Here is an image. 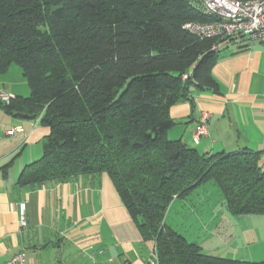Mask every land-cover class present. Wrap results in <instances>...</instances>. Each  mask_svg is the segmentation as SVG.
<instances>
[{
  "label": "trees",
  "instance_id": "16d2710c",
  "mask_svg": "<svg viewBox=\"0 0 264 264\" xmlns=\"http://www.w3.org/2000/svg\"><path fill=\"white\" fill-rule=\"evenodd\" d=\"M216 19L190 0H0V73L17 64L30 88L0 107L50 130L18 184L107 173L157 264H264L205 253L166 221L176 197L209 181L232 213L264 214L262 151L201 153L169 136L172 106L220 93L226 47L186 28Z\"/></svg>",
  "mask_w": 264,
  "mask_h": 264
},
{
  "label": "crops",
  "instance_id": "0c3cea01",
  "mask_svg": "<svg viewBox=\"0 0 264 264\" xmlns=\"http://www.w3.org/2000/svg\"><path fill=\"white\" fill-rule=\"evenodd\" d=\"M232 45L220 52L213 69L220 93L195 91V107L189 101L172 106L170 114L178 123L169 136L201 153L262 151L264 162V43L246 38ZM204 112L210 113L208 133L196 143L194 133ZM15 126H21L23 132L7 134ZM49 132L40 118L29 119L0 108V264L26 252L30 245L37 249L43 241L70 242L76 247L72 264H150L155 242L143 240L107 173L51 180L34 187L18 184L25 166L41 157ZM210 182L189 194L196 192L199 197L203 186L207 194ZM187 196L176 197L172 206L188 210ZM222 200L224 209L228 206ZM210 204L203 197L192 207L199 216H205L204 209ZM22 211L25 227L20 223ZM215 215L213 212V218L219 214ZM166 221L180 232L168 215ZM208 238L204 236V242ZM196 243L205 253H212L201 242Z\"/></svg>",
  "mask_w": 264,
  "mask_h": 264
},
{
  "label": "rangeland",
  "instance_id": "374dc122",
  "mask_svg": "<svg viewBox=\"0 0 264 264\" xmlns=\"http://www.w3.org/2000/svg\"><path fill=\"white\" fill-rule=\"evenodd\" d=\"M234 46L230 45L228 48ZM0 91L9 95L15 93L23 96L29 95L28 81L19 65L13 64L7 72L0 73ZM209 117V112L203 113L196 131L200 125L208 123ZM202 136L204 135H201L200 139ZM211 183L213 182L208 183L209 191L207 194H205L203 186L199 190V197L196 196V192L187 196L188 210L182 209L180 205H171L167 212L169 221L179 227L181 234L186 236L189 242H201L205 246L204 249L212 252L211 254L247 261H264V214L238 215L232 213L228 207L222 209L223 198L220 188L214 183L212 186ZM211 187H215V190L210 189ZM203 197L211 201V204L204 209L207 216H199L198 212L194 210L195 207H192ZM213 212L219 215L213 218ZM204 236L209 237L205 242ZM37 246V249H34L30 245L26 250V264L73 263L76 247L70 242L45 243L43 241Z\"/></svg>",
  "mask_w": 264,
  "mask_h": 264
},
{
  "label": "built area",
  "instance_id": "2783aa9c",
  "mask_svg": "<svg viewBox=\"0 0 264 264\" xmlns=\"http://www.w3.org/2000/svg\"><path fill=\"white\" fill-rule=\"evenodd\" d=\"M201 10L217 17L210 22H188L186 28L201 39H215L213 49L219 50L232 44V40L239 37L261 41L264 43V0H190ZM15 95L0 91V101L9 103ZM205 120V119H204ZM23 132L21 126H15L7 131L9 135ZM201 135H207L206 125H200L194 135V141L199 142ZM20 223L27 225L24 211ZM158 258L154 254L150 264H157ZM2 264H26V253L21 251ZM130 264V263H129Z\"/></svg>",
  "mask_w": 264,
  "mask_h": 264
},
{
  "label": "water",
  "instance_id": "95a60500",
  "mask_svg": "<svg viewBox=\"0 0 264 264\" xmlns=\"http://www.w3.org/2000/svg\"><path fill=\"white\" fill-rule=\"evenodd\" d=\"M21 116L29 119H35L37 116L35 114L20 113Z\"/></svg>",
  "mask_w": 264,
  "mask_h": 264
}]
</instances>
